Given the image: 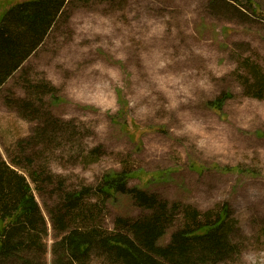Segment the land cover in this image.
I'll use <instances>...</instances> for the list:
<instances>
[{
	"label": "rangeland",
	"instance_id": "rangeland-1",
	"mask_svg": "<svg viewBox=\"0 0 264 264\" xmlns=\"http://www.w3.org/2000/svg\"><path fill=\"white\" fill-rule=\"evenodd\" d=\"M255 1L263 15L213 8L212 0H69L43 44L0 87L5 160L7 148L49 115L64 121L56 138L49 133L54 140L27 143L29 152L36 146V167L54 175L39 191L26 173L48 222L49 264L60 183L97 187L106 172L123 169L132 172L130 187L204 214L228 205L240 252L220 264H264V93H250L255 68L264 74V0ZM225 92L231 97L219 114L209 102ZM142 212L130 195L118 194L100 222L113 231L117 217Z\"/></svg>",
	"mask_w": 264,
	"mask_h": 264
},
{
	"label": "trees",
	"instance_id": "trees-1",
	"mask_svg": "<svg viewBox=\"0 0 264 264\" xmlns=\"http://www.w3.org/2000/svg\"><path fill=\"white\" fill-rule=\"evenodd\" d=\"M5 2L0 0L1 10L7 8L0 15V87L43 44L65 16L69 0H26L14 5ZM218 5L230 6L243 14L263 15L255 0H212L211 7ZM255 69L250 93L263 97L264 74L259 66ZM47 85L50 87L49 82ZM43 87L37 86L39 92ZM230 97L225 92L209 104L221 114ZM5 100L12 106L11 100ZM16 101L23 103L21 99ZM24 106L31 107L29 103ZM63 122L49 115L45 125L39 124L28 138H21L7 148L10 161L0 151V264H49L48 222L26 173L39 191L54 175L50 177L44 167H36L33 156L36 146L32 144L29 152L27 143L52 136L49 133L56 138ZM161 132L168 134L163 128ZM100 151L101 148H95L93 153ZM237 171L258 174L243 167ZM131 174L126 169L106 172L97 187L83 185L67 189L65 182L60 183V203L50 213L57 234L51 248L52 264H93L94 259L98 264H220L240 252L232 237L234 228L228 222V205L216 216L209 215L210 212L204 214L192 205L171 202L157 193L130 187ZM118 194L130 195L143 212L136 217H117L116 229L111 231L101 225L100 217L107 200ZM93 195L97 202L92 200ZM181 215L182 224L175 227L170 241L159 244Z\"/></svg>",
	"mask_w": 264,
	"mask_h": 264
}]
</instances>
